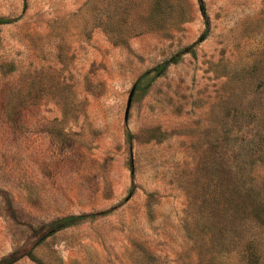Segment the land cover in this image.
Returning <instances> with one entry per match:
<instances>
[{
  "label": "rangeland",
  "instance_id": "1",
  "mask_svg": "<svg viewBox=\"0 0 264 264\" xmlns=\"http://www.w3.org/2000/svg\"><path fill=\"white\" fill-rule=\"evenodd\" d=\"M0 18V263L264 264V0Z\"/></svg>",
  "mask_w": 264,
  "mask_h": 264
},
{
  "label": "trees",
  "instance_id": "2",
  "mask_svg": "<svg viewBox=\"0 0 264 264\" xmlns=\"http://www.w3.org/2000/svg\"><path fill=\"white\" fill-rule=\"evenodd\" d=\"M8 22H11V20L9 19H3V18H0V23H8ZM175 60V58H173ZM168 66V63L165 62L163 64H159L156 68H155V75L153 76H149V73L148 72H145L136 82V86L139 87L140 83L143 81V80H147V83L146 85L148 84V82L150 81V79H153L155 76H158V75H161L165 69L167 68ZM88 215H85V214H80V215H70V216H67V217H63L61 219H59L56 223H54V230H58V229H61L63 227H67V226H70V225H73V224H77L78 222H80L81 220L87 218ZM30 259L32 260H36L35 256L31 253V252H28L27 254ZM11 261H8V262H2L0 264H10Z\"/></svg>",
  "mask_w": 264,
  "mask_h": 264
},
{
  "label": "water",
  "instance_id": "3",
  "mask_svg": "<svg viewBox=\"0 0 264 264\" xmlns=\"http://www.w3.org/2000/svg\"><path fill=\"white\" fill-rule=\"evenodd\" d=\"M133 93H134V87L130 90V92L128 94L127 101H126L125 113H124V118L125 119L128 116V111H129V108H130V105H131V100H132Z\"/></svg>",
  "mask_w": 264,
  "mask_h": 264
}]
</instances>
